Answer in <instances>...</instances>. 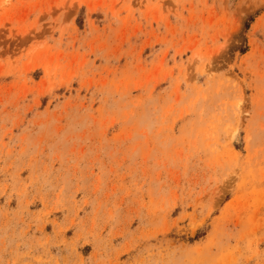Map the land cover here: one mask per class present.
Segmentation results:
<instances>
[{
	"label": "rangeland",
	"instance_id": "rangeland-1",
	"mask_svg": "<svg viewBox=\"0 0 264 264\" xmlns=\"http://www.w3.org/2000/svg\"><path fill=\"white\" fill-rule=\"evenodd\" d=\"M0 264H264V0H0Z\"/></svg>",
	"mask_w": 264,
	"mask_h": 264
}]
</instances>
